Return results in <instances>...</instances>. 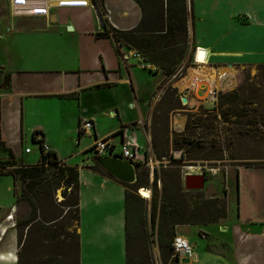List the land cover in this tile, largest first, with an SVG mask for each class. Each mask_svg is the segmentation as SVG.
Masks as SVG:
<instances>
[{
	"label": "crops",
	"instance_id": "crops-1",
	"mask_svg": "<svg viewBox=\"0 0 264 264\" xmlns=\"http://www.w3.org/2000/svg\"><path fill=\"white\" fill-rule=\"evenodd\" d=\"M88 1L84 6L56 3L47 15L28 17L13 16L9 8L12 17L8 16L5 23L0 18V52L9 57L0 66V71L8 74V86L0 91V140L12 149L17 165L40 161H36L37 157L30 158L33 148L29 143L40 148L38 141H34L35 131L40 132L35 139H42L66 163L60 155L62 140L69 144L77 137L81 146L77 152L85 153L92 145L86 142L88 138L114 136L115 141L124 126L137 136L155 164L158 160L154 153L161 144L154 139L151 123L154 112L160 110L153 104L162 98L166 86L174 90L176 100L170 103L167 112H175L180 109V98L182 101L186 96L189 106L196 105L203 102L199 91L204 93L205 88L209 90L220 81L211 88L204 80L183 87L180 81L188 72L178 79L166 77L161 68L136 48L116 41L113 28L129 31L142 19V9L136 0H103L102 7L95 0V4ZM187 4L189 47L181 69L194 65L189 71L203 65L195 62L193 52L197 48L209 51L207 64L213 69L264 63V0H187ZM22 32L49 36L51 39L43 42L47 47L60 50L70 46L75 55L46 57L29 62L30 65L19 54L14 59ZM5 39L12 41V45L2 44ZM133 51L142 55L145 65L140 64ZM124 54L129 57L124 58ZM35 64H39V69ZM139 71L146 74L141 76ZM84 119H91L93 127L80 137ZM176 120L182 124H176ZM183 125L184 120L176 118L172 127L181 132ZM28 147L30 151L26 152ZM8 159L9 155L0 148V161ZM93 161L94 158L73 165L79 168L80 181L76 264H124L127 260L125 186L89 168ZM235 167L238 210L228 211L221 223H209L217 226L216 235L212 230L199 229L206 238L216 241V245L208 248L211 256H204L205 264H264V165ZM28 212L27 206L17 204L13 175L1 174L0 264H36L31 256L20 254L29 227L25 228L21 243L16 222ZM10 215L13 217L9 219ZM176 233L180 234L178 230Z\"/></svg>",
	"mask_w": 264,
	"mask_h": 264
},
{
	"label": "rangeland",
	"instance_id": "rangeland-1",
	"mask_svg": "<svg viewBox=\"0 0 264 264\" xmlns=\"http://www.w3.org/2000/svg\"><path fill=\"white\" fill-rule=\"evenodd\" d=\"M9 5V0H0V18L4 23L7 21L8 16L12 17ZM50 39L46 35L22 32L19 35L17 43L19 51L15 52L14 59H16V54H19L21 60L27 61L28 65H30L29 62H36L46 57L53 56L57 58L61 56V58H64L66 56L69 58L75 55L73 48L70 46L68 48L65 46L60 50L54 46L47 47L43 42H48ZM3 43L6 47L12 45V41L8 39L3 40ZM38 45L41 47H37ZM8 61L9 57L0 52V66H3V63H7ZM182 65V62L178 64V70L171 79H174L173 77L175 76H177L175 79L186 76L189 67H194L191 64L181 69ZM18 66H14L13 69H17ZM20 66L25 67L27 65ZM39 67V64H35V68L39 69ZM232 70V73L225 75L212 88L216 90L215 96L210 94L212 89L208 91V88H205L204 93L199 91L201 95L199 97L203 99V102L189 106L188 104H184L180 98V109L175 110V112H167L170 103L176 100L174 99L173 91L169 89V86H166L162 94L163 99L161 98L153 104L155 109L158 108L160 110V112H154L151 123L154 139L156 143L161 144L159 152L156 150L154 153L158 160L157 162L154 161V168L158 169L160 178L155 182L153 173L149 172V166L145 164L136 166V178L138 179L136 186L140 185L141 187L148 188L151 196L145 199L147 205L145 237L144 239L136 240L132 246L131 254L137 257L135 261L147 262L149 260L150 264H165L163 259L168 258L167 264H171L178 257L179 264H205L204 256H211L208 248L210 245H216V241L212 237L206 238L203 233H199V229L204 232H211L212 230L213 234L216 235L218 234L217 226L209 225V223L212 220H217L216 223H221L227 217L228 211L236 213L238 210L239 183L235 175V166L236 164L243 165L242 160L238 159V157H244L245 155L250 157L256 151L252 150L254 140L248 139L243 134L244 130L248 128L243 124L244 119L237 115L231 116L230 119L229 117L224 118L221 112L226 111L227 105L219 106L218 99L222 97L224 99L227 93L237 91L236 96L241 97L244 101L247 93L253 94L255 92L259 96L257 98L254 96L250 97L257 100L247 104L245 108L249 110V108L259 106V102H261V112L264 118V88L259 91L257 89V86L264 87V76L261 75L262 70H259L257 65L232 67ZM0 72V91H2L8 86V74L3 70ZM139 72L141 76L146 74L143 71ZM202 85L200 84L201 87ZM246 101H251L249 96L246 98ZM242 106L244 104L239 102L237 106L233 107L239 112V108ZM175 117L184 120L185 125H183L184 128L181 132L176 131L172 127L176 119ZM260 128L264 130L263 127ZM183 134L190 138L192 142L177 147L173 140L180 138ZM166 140H168L167 144ZM115 141L116 151H120V138H115ZM86 142H92L93 144L94 139L88 138ZM61 143L63 146L60 147V155L65 159L67 164L77 165L85 163L88 160L92 161L97 156L93 150H88L85 153L77 152L81 147L78 144L77 137L76 140L71 143L69 142V144L63 140ZM29 146L33 148L30 158L37 157L36 161H38L40 159L39 145L30 142ZM176 150H181L184 153L181 159L174 158ZM252 160L250 159L249 161ZM35 163L37 162L33 164ZM188 166L194 167L197 170V173L193 175L201 177L203 186H201L200 179L191 178L190 183L192 185L186 188V177L191 174H188V170L186 169ZM177 176H180L181 191L184 194L185 202L188 204L187 209L191 213V219L193 221L205 220L208 222L176 226V230L180 234H184L194 247L193 257L185 259L176 256L170 247L165 248L163 251L161 250L157 241V234L152 231L149 218V204L156 194L160 195L162 193L164 188L163 182L166 181L167 186L173 187L174 179ZM19 186V183H17V190H19ZM64 192L67 193L70 200L75 194L74 189L71 187L66 188L63 183H60L58 188L53 192V204L49 206L43 202L38 212L39 215L46 220L60 216L59 221L45 223V229L42 231L35 227L25 243V236H23L24 238L21 243L24 244L20 251L22 257L31 256V258H34L36 264H41L44 261L46 264H76L77 250L75 242L78 232V221L75 218L74 207L68 210V207L64 204ZM67 211L68 213H66ZM224 212L226 213V217H223ZM62 258L64 259L61 260Z\"/></svg>",
	"mask_w": 264,
	"mask_h": 264
},
{
	"label": "trees",
	"instance_id": "trees-1",
	"mask_svg": "<svg viewBox=\"0 0 264 264\" xmlns=\"http://www.w3.org/2000/svg\"><path fill=\"white\" fill-rule=\"evenodd\" d=\"M99 7H102L103 0H95ZM142 9V19L140 23L132 30L123 31L113 28L114 39L120 43L136 48L144 57L157 65L164 71L166 77H172L178 70V64L181 63L189 47L188 43V4L187 0H136ZM257 68L262 70L261 75L264 76V63L258 64ZM177 78V76H175ZM264 87L257 86L258 91ZM174 91V90H173ZM174 93V92H173ZM237 91L227 93L223 99H218V105H227L221 115L230 117L237 115L244 119V125L248 128L243 134L248 139H253L254 143L252 150L256 151L249 156L238 157L242 160L243 165H264V118L259 106L249 108L245 106L253 103L255 100L250 96L257 98L258 94L247 93L251 101H244L241 97L236 96ZM242 102L244 106L239 108V112L233 106H237ZM179 107V106H177ZM228 119V118H227ZM38 141L41 148L40 161L35 164H19L17 165L13 151L0 140V148L4 149L9 155L6 161H0V175L7 173L12 174L15 180L16 199L18 205H24L29 208V214L16 222V227L19 233V241L21 242L24 236V230L28 228V237L35 227L40 231L44 230V224L54 221H59L60 216H56L50 220H46L39 215V210L43 202L49 206L53 204L52 196L60 183H63L66 188L74 189V195L70 197L64 192V204L75 209V218L79 221V168L77 166L68 165L62 161L57 152L54 150H45L42 139ZM177 147L189 144L192 142L190 138L181 135L180 138L173 140ZM168 143V140H166ZM91 150V149H89ZM159 152V150H157ZM94 161L88 167L98 171L110 178H113L125 186V232H126V254L127 260L124 264H150L147 262L135 261L137 257L131 254L133 243L136 240L144 239L145 237V215H146V200L147 198L138 194L140 185L136 186L138 179L134 183L122 182L113 177L99 162ZM253 159L252 161H249ZM142 164H136L140 166ZM241 165V164H236ZM50 170H52L50 172ZM151 173V169L149 168ZM145 173V171H144ZM155 182L159 180L158 169H153ZM19 183V190H17ZM162 193L156 194L152 199L149 212L152 231L157 234L159 247L163 251L165 248H172V241L176 233V226L189 223H208L205 220L193 221L191 213H189L188 204L185 202L184 194L181 191L180 176L175 177L173 187L167 186L166 181ZM68 213V211L66 212ZM226 217V213H223ZM211 222H217L212 220ZM27 237V239H28ZM76 244L79 246V234H76ZM164 263H168V258H164ZM171 264H179V258L176 257Z\"/></svg>",
	"mask_w": 264,
	"mask_h": 264
},
{
	"label": "built area",
	"instance_id": "built-area-1",
	"mask_svg": "<svg viewBox=\"0 0 264 264\" xmlns=\"http://www.w3.org/2000/svg\"><path fill=\"white\" fill-rule=\"evenodd\" d=\"M60 6H84L88 5V0H60L58 3ZM50 0H10V8L13 16H33V15H47L52 7ZM56 5V4H55ZM199 48H197L196 53ZM133 55L140 58V64L145 65L146 61L143 59L142 55L138 51H133ZM129 54H124V58H128ZM212 96L216 95V90L212 89L210 91ZM188 104V103H187ZM93 127V121L91 119H84L80 124V137L84 136ZM37 133L35 136H39ZM120 137L121 149L116 151V143L114 141V136H109L105 138H95L94 143L91 145L90 149L93 150L98 157L100 156H116L123 160H126L133 164H145L150 167L151 174L154 169V164L152 159H149L144 148L138 141L137 136L130 131L128 126L122 127L118 131ZM45 150H49L46 145H44ZM26 152L30 151V148L25 149ZM184 153L181 150H176L174 152V158H182ZM13 215L9 216V219ZM172 250L176 256L181 259L187 257H193L194 247L192 243L182 234H176L172 241Z\"/></svg>",
	"mask_w": 264,
	"mask_h": 264
},
{
	"label": "bare ground",
	"instance_id": "bare-ground-1",
	"mask_svg": "<svg viewBox=\"0 0 264 264\" xmlns=\"http://www.w3.org/2000/svg\"><path fill=\"white\" fill-rule=\"evenodd\" d=\"M59 1L60 0H50L52 4H56ZM197 52L198 53H196L197 55L195 57L196 59L195 62L203 63V65L198 67L197 69H190L188 71V75L180 81L181 85L183 84V87H186L191 84L196 85L197 82H199L200 80H204L209 85V88H211L215 82L219 81L220 79L222 80L224 75L232 73V68L213 69L212 67L208 66L207 63H208L210 56H209V51H207L206 49H203V48L198 49ZM200 52H203V54L200 55ZM211 89H209L208 91H210ZM176 123L182 124L180 120H176ZM186 169L188 170V174L197 173V170L194 167L188 166L186 167ZM138 193L147 199L150 198L151 196L150 190L145 187L139 188Z\"/></svg>",
	"mask_w": 264,
	"mask_h": 264
},
{
	"label": "water",
	"instance_id": "water-1",
	"mask_svg": "<svg viewBox=\"0 0 264 264\" xmlns=\"http://www.w3.org/2000/svg\"><path fill=\"white\" fill-rule=\"evenodd\" d=\"M92 2L95 4L94 0H92ZM201 54H203V52H200V55ZM193 55L196 57V50L193 52ZM187 101L186 96L182 97V102L184 104H187ZM96 161L116 179L126 183H134L136 181V164L130 163L116 156H100L96 158ZM191 178L200 179L201 186H203L200 176L190 174L186 177V188H189L192 185L190 183Z\"/></svg>",
	"mask_w": 264,
	"mask_h": 264
}]
</instances>
